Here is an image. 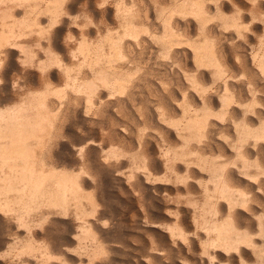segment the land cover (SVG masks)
I'll return each instance as SVG.
<instances>
[{"label":"bare ground","instance_id":"6f19581e","mask_svg":"<svg viewBox=\"0 0 264 264\" xmlns=\"http://www.w3.org/2000/svg\"><path fill=\"white\" fill-rule=\"evenodd\" d=\"M0 264H264V0H0Z\"/></svg>","mask_w":264,"mask_h":264},{"label":"rangeland","instance_id":"374dc122","mask_svg":"<svg viewBox=\"0 0 264 264\" xmlns=\"http://www.w3.org/2000/svg\"><path fill=\"white\" fill-rule=\"evenodd\" d=\"M225 36H226V35H223V37H222L223 40L225 39ZM236 38H237V37H233V39H231V40H230V39H229V40L227 39V40H228V41L226 40L227 42H225V40H224V41L222 40L223 42L227 43V46H226V48H228L227 51H228V52L230 51L231 45L233 44V46H234L233 49L236 50L238 53H241V54H242L243 51H244L243 49H246V51L249 52V51H248L249 48H248V46H246L247 43H246V42H245V43H244V42L241 43L240 40H238V39H236ZM236 40H237V42H236ZM230 41H232V43H231ZM234 41H235V42H234ZM228 43H229V44H228ZM238 43H239V44H238ZM252 43H254V42H252ZM230 44H231V45H230ZM235 44H236V45H235ZM242 44H243V45H242ZM229 45H230V46H229ZM247 45H249V44H247ZM240 46H242V47L244 46V48L242 49V47H240ZM229 47H230V48H229ZM240 48H241V49H240ZM239 51H240V52H239ZM153 66H154V65H153ZM153 66H152V67H153ZM233 66H234V68L236 67V66L234 65V63H233ZM170 69H171V67H169V70H170ZM235 69L238 70L239 68H235ZM169 70H168V73H169V74H171L172 72L175 74V71H173V70L169 71ZM153 71H154V70H153ZM153 73H155V71H154ZM155 76H156V75H155ZM155 76L152 77V79H153V78L155 79ZM238 76H240L239 73H238ZM156 79H157V78H156ZM156 79H155V80H156ZM210 82H211V83H210ZM213 84H214V83H212V81H209V82H208V85H209V86H211V85H213ZM245 91L247 92V89H246ZM247 94H248V93H247ZM121 117H122L123 120H125V122H127L129 125H132V126L135 127V125H133L134 123L131 122L132 120L129 119L127 116H126V118H125V116H121ZM127 118H128L129 120H128ZM130 120H131V121H130ZM121 127L124 128V129H122ZM127 127H128V125H126L125 127H124V126H119V129L124 130V131H123L124 133H126V132H127L126 130L128 129V133H130V128H129L130 126H129L128 128H127ZM106 128H108V126L105 125V128H104L105 130H104V131H106ZM128 133H127L126 135H128ZM119 137H120V136H117V139H118ZM113 209H114V210H113ZM111 212H112V214H113V215H112V216H113V222H116V223H117V222L120 221L119 224H121V225H120V228H121L120 231L122 232V235H126L127 233H129V232H128L129 229H128L127 227H129V226L131 225V217H132V214H131L130 212H125V213H124V211H119V209H116V208H114V207L111 208ZM120 212H121V213H120ZM121 215H122V216H121ZM118 218H119V219H118ZM115 219H116V220H115ZM117 220H118V221H117ZM124 220H125V221H124ZM126 221H127V222H126ZM122 223H123V224H122ZM123 227H124V228H123ZM125 228H126V229H125ZM123 233H124V234H123ZM134 252L136 253V251H133V253H134ZM125 255H127V254H125ZM119 257H120L119 259H121V258L123 259V257H124V259H127V258H126L127 256H122V257H121V256L119 255Z\"/></svg>","mask_w":264,"mask_h":264}]
</instances>
